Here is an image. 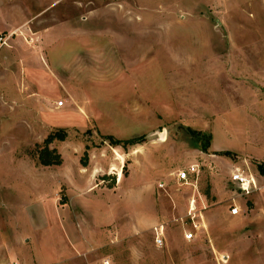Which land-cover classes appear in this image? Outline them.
Wrapping results in <instances>:
<instances>
[{
  "label": "rangeland",
  "instance_id": "374dc122",
  "mask_svg": "<svg viewBox=\"0 0 264 264\" xmlns=\"http://www.w3.org/2000/svg\"><path fill=\"white\" fill-rule=\"evenodd\" d=\"M0 32V264H264V0H0Z\"/></svg>",
  "mask_w": 264,
  "mask_h": 264
},
{
  "label": "built area",
  "instance_id": "2783aa9c",
  "mask_svg": "<svg viewBox=\"0 0 264 264\" xmlns=\"http://www.w3.org/2000/svg\"><path fill=\"white\" fill-rule=\"evenodd\" d=\"M13 33H3L0 32V49L9 43V39H11ZM63 102L59 101L58 106H62ZM199 172V166L197 164H191L188 168L181 170L178 172L177 177L180 181L186 182L190 179L191 176L196 175ZM231 179L238 185V187L242 190L243 193L250 194L259 189L258 181L253 174H246L244 171L237 170L236 172L231 174ZM189 228L185 232V237L188 240L194 239L201 233L208 232V225L205 216L202 211L196 210V207L192 205L189 211ZM165 239L164 229L160 227L157 231L156 235V244L163 245ZM218 258L222 261H227L228 255L220 253ZM11 264H17L16 262H12ZM108 264V263H107Z\"/></svg>",
  "mask_w": 264,
  "mask_h": 264
},
{
  "label": "trees",
  "instance_id": "16d2710c",
  "mask_svg": "<svg viewBox=\"0 0 264 264\" xmlns=\"http://www.w3.org/2000/svg\"><path fill=\"white\" fill-rule=\"evenodd\" d=\"M67 133L65 131H57L50 134L43 142L42 145H38L37 157L40 164L44 166H55L61 165L63 163V156L61 152L55 148L51 147V144L55 139L65 140ZM112 143H120L121 141L115 140L112 137H109ZM134 140H127L126 142H133ZM83 166H86L88 163L87 154L81 159ZM261 171L264 173V168L260 166Z\"/></svg>",
  "mask_w": 264,
  "mask_h": 264
}]
</instances>
